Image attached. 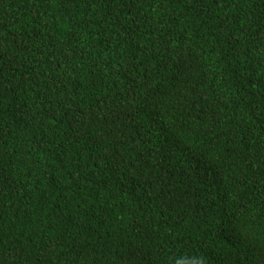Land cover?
I'll list each match as a JSON object with an SVG mask.
<instances>
[{"label": "trees", "instance_id": "obj_1", "mask_svg": "<svg viewBox=\"0 0 264 264\" xmlns=\"http://www.w3.org/2000/svg\"><path fill=\"white\" fill-rule=\"evenodd\" d=\"M264 264V0H0V264Z\"/></svg>", "mask_w": 264, "mask_h": 264}, {"label": "clouds", "instance_id": "obj_2", "mask_svg": "<svg viewBox=\"0 0 264 264\" xmlns=\"http://www.w3.org/2000/svg\"><path fill=\"white\" fill-rule=\"evenodd\" d=\"M176 264H203V257L200 256L184 257L178 260Z\"/></svg>", "mask_w": 264, "mask_h": 264}]
</instances>
